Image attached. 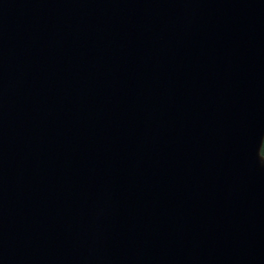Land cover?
<instances>
[{
    "label": "water",
    "instance_id": "water-1",
    "mask_svg": "<svg viewBox=\"0 0 264 264\" xmlns=\"http://www.w3.org/2000/svg\"><path fill=\"white\" fill-rule=\"evenodd\" d=\"M264 0H0V264H264Z\"/></svg>",
    "mask_w": 264,
    "mask_h": 264
},
{
    "label": "trees",
    "instance_id": "trees-1",
    "mask_svg": "<svg viewBox=\"0 0 264 264\" xmlns=\"http://www.w3.org/2000/svg\"><path fill=\"white\" fill-rule=\"evenodd\" d=\"M263 155H264V146H263Z\"/></svg>",
    "mask_w": 264,
    "mask_h": 264
}]
</instances>
